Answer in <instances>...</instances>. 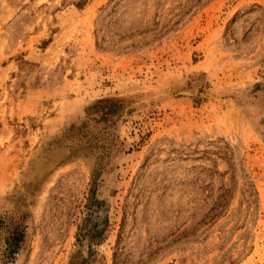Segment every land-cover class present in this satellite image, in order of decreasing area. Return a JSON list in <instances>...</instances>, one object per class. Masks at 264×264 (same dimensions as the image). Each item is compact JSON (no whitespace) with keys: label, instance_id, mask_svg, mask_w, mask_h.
<instances>
[{"label":"rangeland","instance_id":"1","mask_svg":"<svg viewBox=\"0 0 264 264\" xmlns=\"http://www.w3.org/2000/svg\"><path fill=\"white\" fill-rule=\"evenodd\" d=\"M264 264V0H0V264Z\"/></svg>","mask_w":264,"mask_h":264},{"label":"trees","instance_id":"2","mask_svg":"<svg viewBox=\"0 0 264 264\" xmlns=\"http://www.w3.org/2000/svg\"><path fill=\"white\" fill-rule=\"evenodd\" d=\"M86 263V261H85V259H83L80 263H78V264H85Z\"/></svg>","mask_w":264,"mask_h":264}]
</instances>
